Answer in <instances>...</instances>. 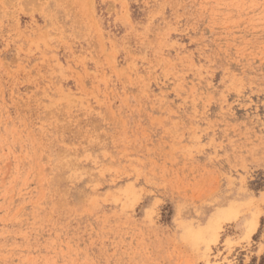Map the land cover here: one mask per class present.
<instances>
[{"label":"rangeland","instance_id":"374dc122","mask_svg":"<svg viewBox=\"0 0 264 264\" xmlns=\"http://www.w3.org/2000/svg\"><path fill=\"white\" fill-rule=\"evenodd\" d=\"M0 264H264V0H0Z\"/></svg>","mask_w":264,"mask_h":264}]
</instances>
